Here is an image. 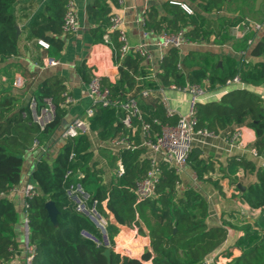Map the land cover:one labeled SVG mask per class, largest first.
<instances>
[{
  "label": "trees",
  "instance_id": "16d2710c",
  "mask_svg": "<svg viewBox=\"0 0 264 264\" xmlns=\"http://www.w3.org/2000/svg\"><path fill=\"white\" fill-rule=\"evenodd\" d=\"M231 2L185 0L152 6L144 15L148 31L156 34L182 31L187 39L198 44L183 50L167 49L155 74L143 57L132 52L122 54L118 33H109L108 44L119 77L114 84L101 78L102 85L109 89L113 99H136L142 119L154 132L160 131V125L174 124L177 120V115L166 116L161 89L207 83L209 91L217 92L235 78L244 86H264V34L251 32L241 40H234L231 29L246 16L240 12L224 15ZM16 3L17 0H0V64L18 51ZM183 4L188 7L193 4L198 11L191 8L192 13H188ZM65 6L66 0H48L44 10L32 19L29 29L32 38L42 39L56 52L63 48L60 36L64 34ZM111 16L110 7L104 0H95L87 8L88 21L93 26L91 31L97 40L104 41L111 26ZM206 41L215 46L230 44L234 53L220 55L201 50V44ZM79 72L83 80H91L89 68L82 66ZM144 91H149L150 95L144 97ZM34 95L39 100L51 97L56 106V119L44 132L39 131L29 116L23 115L27 107H23L22 97L0 91V264L10 263L19 252L15 231L19 214L9 194L21 183L23 155L36 138L44 146L68 112V93L64 79L59 75L43 80ZM91 108L94 114L87 120L88 132L65 139L53 159L43 155L30 173L29 182L34 185L36 195L25 198V212L29 244L35 248L32 264H143L140 259L114 251L108 261L103 249L81 238L80 231L91 226L67 200L66 189L71 181V177H67L69 171L84 174L82 183L105 213L113 237L118 235L119 226L136 227L140 235L149 236L151 264H203L208 255L221 248L230 229L240 232L241 236L227 250L226 256L232 258L234 248L240 254L226 264H264V166L234 155L219 170L223 177L234 178L236 196L251 211L258 212L256 215L231 211L222 214L220 223L212 222L207 197L194 187L179 189V175L164 162L159 165L161 173L154 187V197L138 202L136 185L151 169L147 150H112L110 142L113 139H133L132 129L122 123L125 114L115 107L100 104ZM196 116L198 129L219 135L241 127L251 128L255 133L252 146L264 157L263 96L246 88H234L223 93L217 101L197 103ZM155 119L159 124L153 122ZM133 126L137 127L134 139L140 142L141 122L134 119ZM92 135L96 136L94 143ZM118 160L124 167L121 176L116 175ZM188 164L200 181L211 183L222 193L219 180L205 178L214 173L215 167L210 158L202 157L199 147H194ZM106 169L111 170L108 177ZM49 201L58 210L56 223L51 221L45 208ZM121 242L129 244V235L124 233ZM128 248L135 253V249Z\"/></svg>",
  "mask_w": 264,
  "mask_h": 264
},
{
  "label": "crops",
  "instance_id": "0c3cea01",
  "mask_svg": "<svg viewBox=\"0 0 264 264\" xmlns=\"http://www.w3.org/2000/svg\"><path fill=\"white\" fill-rule=\"evenodd\" d=\"M48 0H17L15 4V13L18 16V27L20 28L18 51L15 56L0 64V91H7L12 96L22 97L23 107L26 102V96L30 91L35 94L37 86L45 79L59 75L64 79L66 91L71 98V103L67 104V115L62 121L61 126L52 134L51 139L44 145V152L38 150H28L23 155L22 180L9 194L18 214L19 223L15 227L17 241L19 243V252L16 255L19 264H22L25 258L24 242L21 243V233L24 232L25 197L22 193L24 186L29 182V176L37 160L43 155L53 159L64 141L62 133L67 129L75 119L84 117L85 112L92 107V101L88 96V81L83 80L79 69L85 66L91 70V75L97 74L102 79H106L114 84L119 77L118 67L114 63V55L109 44L102 40H97L91 31L93 27L87 17V8L95 3V0H74L77 6L78 21L80 31L74 35L63 34L60 39L63 41V48L60 52L52 50L49 44L40 38H32L29 33L30 25L34 16L44 10L45 3ZM110 7L111 14H118L122 17L124 28L126 29L129 42L134 45L143 42L153 57V62L147 66L150 70H156L160 59L164 57L166 51H162L155 46L156 33L143 38V27L141 19L145 13L152 7H160L163 3L169 1L185 2V0H104ZM185 5V4H183ZM188 7L187 5H185ZM192 9L197 10L195 5H190ZM189 8V7H188ZM190 9V8H189ZM260 8H255L259 10ZM191 10V9H190ZM192 12V10H191ZM226 12V11H224ZM225 15V14H224ZM262 18V17H261ZM42 42V43H41ZM207 51H213L217 54H233L230 44L223 46H208ZM53 59L56 65H48L47 60ZM243 88V85H239ZM227 90L214 92L201 99V102L217 101ZM185 95V94H184ZM186 96V95H185ZM188 103V100H183ZM182 106L179 111L181 112ZM244 139L249 146H252L255 140V133L251 128L242 127ZM93 143L96 136L92 135ZM202 150L203 158H210L214 162L215 171L205 178L219 180L222 188L220 193L211 183L200 181L193 169L188 167L179 175V189L194 187L199 189L208 199L211 205V221L220 223L222 214L231 211L243 214L244 211L252 212L256 215L258 212L251 211L247 204L242 203L237 194L232 193L233 177H223L220 174V167L224 168L227 159L237 153H228L223 145L215 147L212 144H198ZM233 196V197H232ZM235 196V197H234ZM107 212V211H106ZM129 235L128 242L122 243V236ZM241 236L240 232L228 230L226 241L223 243L220 252L221 259L226 263L232 258L239 256L240 252L233 249V257L227 258V250L230 249L235 241ZM117 250L122 253V249L129 250V247L135 249L134 258L140 259L143 255L151 264L152 250L150 247V238L147 235H140L136 227L119 226V233L116 236ZM122 244H121V243ZM119 243V244H118ZM132 251V250H131ZM139 256V257H138Z\"/></svg>",
  "mask_w": 264,
  "mask_h": 264
},
{
  "label": "built area",
  "instance_id": "2783aa9c",
  "mask_svg": "<svg viewBox=\"0 0 264 264\" xmlns=\"http://www.w3.org/2000/svg\"><path fill=\"white\" fill-rule=\"evenodd\" d=\"M65 7L66 12L62 26L63 32L68 35L77 34L81 27L78 21L76 3L74 0H66ZM182 7L188 13H192L185 5H182ZM141 25L143 27V38H146L153 33L146 29L144 17L141 19ZM112 32L118 33V40L121 43L122 54L132 52L143 57L147 64H152L153 57L143 42L134 45L129 42L126 29L124 28L123 19L118 14H112L111 16V26L108 29V33L104 36V43L108 44L110 42L109 33ZM251 32L264 34V16L258 21L247 17L240 19L237 24L232 27L231 36L234 40H241ZM252 42V40L248 41L249 44H252ZM155 46L162 51H166L169 48L183 50L185 48L196 47L198 44L187 39L184 36V33L180 31L177 33L163 32L156 34ZM47 63L51 66L57 64L53 59H48ZM206 84L200 85L187 83L184 87H176L175 85H172L167 89L183 93L190 97L188 100V113L186 115H183L180 111H174L171 109L170 100L164 97L165 89H161L160 94L166 116L172 117L177 115V120L174 124L166 123L160 125V131L154 132L151 125L142 119L141 111L136 99H128L125 101L113 99L109 89L102 85L101 77L97 74L92 75L91 80L87 84L88 96L92 101V105L100 104L103 107H115L119 109L125 114L122 119L123 125L128 129H132L133 139L115 138L110 142L111 149L118 151L121 148L130 150L145 148L147 150L151 169L146 178L138 182L136 185L135 195L138 202L154 197V187L161 173L159 167L161 162H164L165 165L174 169L176 173L180 175L188 167L189 156L194 147L198 144L210 143L215 147L223 145L228 153L235 152L237 153L235 155L247 160H254L258 165L264 166V157L260 156L253 146L247 144L244 139L242 127L237 128L226 135H219L207 129L197 128L196 105L201 102L202 98L214 93L209 91L208 85ZM233 85H240L237 78L233 81H227V86L222 90H227L228 87ZM149 95V91L143 92L144 97H148ZM262 96L264 97V89L262 91ZM66 103H71V98L69 96L66 98ZM93 114L94 110L89 108L85 112L84 117L75 119L73 123L63 131L61 136L63 140L74 138L80 133L88 132L87 120L92 117ZM23 115L29 116L32 119V122L38 127L39 131L44 132L56 119V106L51 97L39 100L34 94H32L27 105V111L24 112ZM134 119L141 122L140 142H136L134 139L137 132V127L133 126ZM153 122L159 124L157 119ZM29 150L44 152L45 148L40 143V140L36 138ZM123 173V164L118 160L116 175L121 176ZM67 177H71V181L66 189L67 200L72 205L74 211L84 217L91 226L90 229L84 228L80 231L81 238L89 241L99 249H109L110 251H114L121 255V253L116 250V237L111 235L105 213L99 209L98 202L93 200L91 193L87 191L82 183L84 174L82 172L74 173L69 171ZM22 193L25 198H31L36 195V189L32 183L28 182L24 186ZM232 193L237 194L235 187L232 188ZM24 226L25 258L23 259L22 264H32L35 255V248L29 244V227L26 217ZM220 252L221 250L218 249L214 253L208 255L204 259L203 264H226L225 262H221L222 259ZM6 264H19V262L16 257L10 263Z\"/></svg>",
  "mask_w": 264,
  "mask_h": 264
},
{
  "label": "rangeland",
  "instance_id": "374dc122",
  "mask_svg": "<svg viewBox=\"0 0 264 264\" xmlns=\"http://www.w3.org/2000/svg\"><path fill=\"white\" fill-rule=\"evenodd\" d=\"M258 0H232L230 6L228 7L227 11L223 14L233 16L236 13L240 12L241 15H245L247 18L253 19V20H260L261 17L264 16V0L257 2ZM260 8L259 10H255V8ZM191 9V6L189 7ZM213 43L211 41H206L201 44L200 49L205 50L209 49L212 46ZM156 70H153L152 73L155 74ZM234 88H240L239 85H233L227 88V91L234 89ZM243 88H246L247 90L262 96V91L264 89V86H244ZM164 97L170 100V107L174 111H179L180 106H182L181 113L183 115H186L188 113V103H183L181 105V102L183 100H189L190 97L188 95H184L183 93L171 91V90H165ZM196 147V146H195ZM106 177L110 176L111 170L106 169ZM233 197V196H232ZM242 215H249L247 211H244ZM25 239V231L21 233V243L24 242ZM117 243V241H116ZM119 244V243H118ZM117 250V247H116ZM118 251V250H117ZM122 256H127L129 258H134V253L127 249H122ZM139 257V256H138ZM140 260L143 264H150L149 261H147L146 256L140 257ZM221 262H224L223 260ZM227 263V262H226Z\"/></svg>",
  "mask_w": 264,
  "mask_h": 264
},
{
  "label": "water",
  "instance_id": "95a60500",
  "mask_svg": "<svg viewBox=\"0 0 264 264\" xmlns=\"http://www.w3.org/2000/svg\"><path fill=\"white\" fill-rule=\"evenodd\" d=\"M259 1H261V0H258L257 2L259 3ZM16 32H17V36H19L20 28L18 26H16ZM220 65H221V63H220ZM32 94H33V92L30 91L29 94L26 96V102H25L24 107H27V105L29 103V99L31 98ZM238 188H240L242 191L244 190V188L240 184H238ZM45 208H46V210L48 212V216L51 219V221L53 223H56L58 210H57L55 204L53 202L49 201V202L46 203ZM103 255L109 261L110 260V255H111V251L109 249H106V250H104Z\"/></svg>",
  "mask_w": 264,
  "mask_h": 264
}]
</instances>
